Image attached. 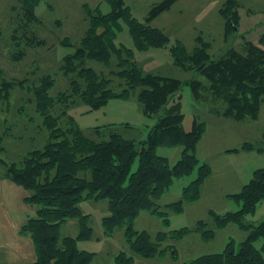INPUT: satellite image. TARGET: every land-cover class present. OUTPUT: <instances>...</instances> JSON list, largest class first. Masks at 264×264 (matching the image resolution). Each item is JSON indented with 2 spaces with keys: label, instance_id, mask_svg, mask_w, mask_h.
<instances>
[{
  "label": "trees",
  "instance_id": "1",
  "mask_svg": "<svg viewBox=\"0 0 264 264\" xmlns=\"http://www.w3.org/2000/svg\"><path fill=\"white\" fill-rule=\"evenodd\" d=\"M14 1L11 9L15 14L7 55L17 62L29 51L45 45L46 41L35 28L39 19L34 7L40 0ZM107 1L111 10L106 13L85 7L86 27L77 43H72L68 37L59 40L61 44L73 46L59 66L68 79L65 90L50 94L54 84L50 74L27 83V77L8 78L0 71V104L8 107L14 88L27 87L29 95L26 99L33 104V111L41 118L40 125L47 131V142L43 147L27 151L17 162L0 159L3 175L30 191L25 200L38 206L36 215L27 218L19 227V233L31 239L35 258L27 263L12 264H91L94 252L80 249L76 244L78 239L92 233L88 215L81 213L78 206L87 199L107 201L108 214L101 219L105 235L111 236L125 225L124 234L131 251L143 257L154 256L164 234L159 232L154 239L147 232L132 228L131 221L141 210L157 212L154 199L175 177L188 174L198 163L194 150L203 126L193 120L191 131L185 132L181 128L180 94L174 97V93L180 90L182 81L176 77L144 73L131 49L118 46L114 41L120 20H124L138 49L167 45L169 37L152 27L150 21L168 10L176 0L155 3L144 22L133 17L124 0ZM237 5V0H225L218 9L225 21L226 38L237 27ZM197 39L200 44L191 50L179 40L169 46L176 66L195 70L204 79L186 82L192 97L196 101L210 97L221 100L224 107L221 110L220 106L215 112L233 120L257 118L260 106L264 104V33L259 36L258 45L244 40L242 51L228 48L215 59L208 52V43L201 37ZM89 61L102 64L106 70L86 65ZM132 89L136 90L141 111L145 115H157L156 123L139 142L111 131L106 138L94 139L85 135L67 114L76 102H84L89 109H94L110 98H127ZM95 131L101 130L95 127ZM178 144L183 145V150L173 164L154 151L158 145ZM135 158L137 164L131 170ZM209 173L208 165H199L196 178L183 187L182 198L167 205L180 210L183 200L197 199L200 184ZM232 196L242 201V207L222 216L215 214V219L221 227L234 222L240 228L248 229L246 238L237 249L232 241H228L222 251L200 255L194 259V264H264V219L253 226L241 221L243 215L254 210L257 202L264 198V167L254 170L252 178ZM73 219L79 225L78 233L61 237L60 226ZM188 231L183 228L178 232ZM204 235L212 236V233L204 232ZM258 238L262 239L260 248L254 246ZM172 251L174 253V248ZM114 264H133V257L118 252L114 255Z\"/></svg>",
  "mask_w": 264,
  "mask_h": 264
},
{
  "label": "rangeland",
  "instance_id": "2",
  "mask_svg": "<svg viewBox=\"0 0 264 264\" xmlns=\"http://www.w3.org/2000/svg\"><path fill=\"white\" fill-rule=\"evenodd\" d=\"M160 1L124 0V3L128 5L133 17L144 22L149 9ZM224 1H174L168 10L150 21L152 27L160 29L169 37L165 46L138 49L127 23L120 20L115 43L131 49L134 60L144 73L176 77L182 81L180 90L174 93V97L180 94V111L183 114L181 128L185 132L191 131L195 120L202 123L203 132L194 150L198 163L188 174L175 177L154 199L157 212L141 210L131 221L132 228L145 231L154 239L157 233L164 234L154 256L143 257L131 251L124 234L125 225L111 236L103 233L101 219L108 214L105 199L79 202L81 213L88 215L92 233L89 237L78 239L76 244L80 249L94 252L91 264H114V255L121 251L132 255L133 264H194V259L200 255L222 251L228 241H232L234 249H237L246 238L248 229H242L234 222L221 227L215 218L216 215L222 216L242 207V201L232 194L237 193L252 178L254 170L264 167V104L260 106L255 119L233 120L216 113L215 110L220 106L223 109L224 103L215 97L196 101L186 82L192 79L204 80L202 75L195 70H184L176 66L169 52V46L175 40L181 41L191 50L200 44L197 37L208 43V52L214 59L228 48L242 51L244 40L258 45L259 36L264 33V0H237L238 23L228 38L224 36V18L218 12ZM13 4L14 0H0V71L8 78L27 77V83L50 74L54 78L50 94L65 90L68 79L59 70V66L63 57L72 52L73 46L61 44L59 40L68 37L72 43H77L86 27L85 7L106 13L111 10L110 3L107 0H40L34 7L39 19L35 28L46 43L29 51L23 60L17 62L11 61L7 55L15 14L11 9ZM86 65L96 70H106L95 61H89ZM28 95L27 87H15L8 107L0 104V159L6 162H17L27 151L41 148L47 142V131L40 125L41 118L33 111V104L27 101ZM67 114L73 117L85 135L97 140L106 138L111 131L139 142L157 120V115H145L141 111L135 89L130 91L127 98H110L94 109H89L84 102H76L69 107ZM95 127L101 131L96 132ZM182 150L183 145L178 144L158 145L154 151L173 164L180 158ZM136 164L137 158L131 170ZM201 164L208 165L210 173L200 184L198 198L183 200L180 210L167 205L182 198L183 187L196 178L197 168ZM3 171L4 166L0 162V178L3 177ZM13 183V187L5 183L3 185L4 207L14 220L35 216L38 206L25 200L30 191ZM263 219L264 198L257 202L254 210L244 214L241 221L253 226ZM183 228L189 231L179 234L178 231ZM78 231L79 225L73 219L60 226L59 234L61 237L75 236ZM204 232L212 233V236H205ZM261 243L262 239L258 238L254 246L260 248ZM7 249L0 248V264L31 261L19 258Z\"/></svg>",
  "mask_w": 264,
  "mask_h": 264
},
{
  "label": "crops",
  "instance_id": "3",
  "mask_svg": "<svg viewBox=\"0 0 264 264\" xmlns=\"http://www.w3.org/2000/svg\"><path fill=\"white\" fill-rule=\"evenodd\" d=\"M2 178H0V248H6L12 254H16L19 258H24L26 260H33L35 258L34 246L31 239L28 236H24L19 233L20 225L26 219H16L14 220L6 207H4L3 201V185H9L10 187L13 182L8 177H5L2 173ZM14 185H18L15 182Z\"/></svg>",
  "mask_w": 264,
  "mask_h": 264
}]
</instances>
